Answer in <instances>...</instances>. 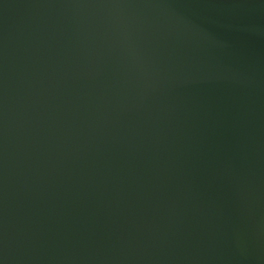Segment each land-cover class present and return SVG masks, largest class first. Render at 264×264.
<instances>
[{
	"label": "water",
	"instance_id": "obj_1",
	"mask_svg": "<svg viewBox=\"0 0 264 264\" xmlns=\"http://www.w3.org/2000/svg\"><path fill=\"white\" fill-rule=\"evenodd\" d=\"M0 264H264V0H0Z\"/></svg>",
	"mask_w": 264,
	"mask_h": 264
}]
</instances>
